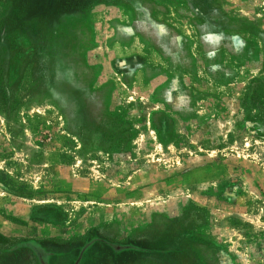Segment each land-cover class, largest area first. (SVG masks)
I'll return each mask as SVG.
<instances>
[{"label":"rangeland","instance_id":"rangeland-1","mask_svg":"<svg viewBox=\"0 0 264 264\" xmlns=\"http://www.w3.org/2000/svg\"><path fill=\"white\" fill-rule=\"evenodd\" d=\"M0 264H264V0H0Z\"/></svg>","mask_w":264,"mask_h":264}]
</instances>
